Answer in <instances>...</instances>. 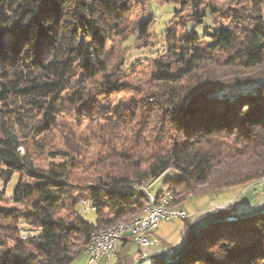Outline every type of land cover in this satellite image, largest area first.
<instances>
[{
	"label": "trees",
	"instance_id": "obj_1",
	"mask_svg": "<svg viewBox=\"0 0 264 264\" xmlns=\"http://www.w3.org/2000/svg\"><path fill=\"white\" fill-rule=\"evenodd\" d=\"M144 1L0 0V181L17 177L8 200L0 189V264H72L95 235L140 217V187L161 178L154 193L171 191L177 209V197L264 180V0H227L228 11L162 0L187 20L165 30V54L131 86L108 44L130 39L128 20ZM151 21L137 24L138 39ZM126 93L137 98L100 107ZM70 116L76 128L96 122L90 141L72 133ZM251 199L201 216L171 264H264V202ZM132 246L122 240L116 264H134Z\"/></svg>",
	"mask_w": 264,
	"mask_h": 264
},
{
	"label": "rangeland",
	"instance_id": "obj_2",
	"mask_svg": "<svg viewBox=\"0 0 264 264\" xmlns=\"http://www.w3.org/2000/svg\"><path fill=\"white\" fill-rule=\"evenodd\" d=\"M209 4L213 7L220 9L222 11L230 10L231 6L227 0H210ZM179 10V14H174L175 11ZM151 17V26L148 31V38L146 41L138 39L137 37V24L140 21L145 20L146 18ZM188 17V10H181L174 3H163L162 0H146L142 5L134 8L132 12V17L128 20L129 30L133 32V35L127 42H119L118 39H115L114 42L108 44V49L112 50L113 57L116 58V62L122 61L124 63L121 66V72L127 78L128 84L131 86L144 85V78L147 79L148 73L151 71V65L153 61L159 59L162 55L165 54V43H164V33L167 28L176 29L182 22L186 21ZM217 21V17L215 18ZM221 20L218 21V24H221ZM191 25V24H188ZM196 33H201V27H197ZM264 81V79H263ZM130 99H136L137 97L130 94H119L111 96L110 101L103 98L99 101L100 107L108 109L109 105L113 108L115 105H119L129 101ZM133 97V98H132ZM73 117H66L65 122L71 126V131L73 134L78 133L82 135L83 139L90 141V137L94 132V125L85 122L83 125L76 128L78 122L73 121ZM120 132V131H118ZM122 132V131H121ZM120 132V133H121ZM123 137L128 141V144H132L134 139L133 135L128 132H123ZM172 173H167L163 176L171 175ZM162 179V178H161ZM161 179L157 182H154L151 185V190L156 192L161 185ZM17 182V177L14 176L10 183L6 186H3L2 181H0V189L5 190V198L8 200L13 188ZM249 198L257 199V203L264 202V180L259 181L253 185H249L244 189H239L237 191H229L220 193V195L213 197L209 196H197L192 198H186L185 201H181L179 197L177 199L180 202L179 209L187 215V219H174L167 222H164L159 227V236L157 237L160 240V244L157 246L156 250L160 253H166L169 250H176L175 248L179 247L182 243L184 236L187 231L194 226L201 218V216L206 215L207 213H213L216 210H219L225 207L228 203H235V206L239 207L241 203L247 202V205L252 201ZM248 200V201H247ZM244 205V204H243ZM9 208V204L6 206ZM89 208V207H88ZM87 222L94 223L95 216L93 211H87L83 217ZM187 225V227H186ZM17 230L20 233V236L25 234L27 236L29 233L25 230V226L19 224ZM27 233V234H26ZM22 237V236H21ZM173 248V249H172ZM153 250H144L143 254L147 257V253L153 252ZM138 249L134 246L130 248L129 256H131V261L133 263L138 262L135 255H137ZM84 254V251H83ZM119 257H123L122 252L119 254ZM72 264H87L83 261L82 258H77ZM112 264H116L113 262ZM141 264H154L152 261H146Z\"/></svg>",
	"mask_w": 264,
	"mask_h": 264
},
{
	"label": "built area",
	"instance_id": "obj_3",
	"mask_svg": "<svg viewBox=\"0 0 264 264\" xmlns=\"http://www.w3.org/2000/svg\"><path fill=\"white\" fill-rule=\"evenodd\" d=\"M140 190L150 198V206L144 207L146 208V216L141 219L132 232H125V234L112 236L108 240L98 241L95 249L87 251V264H98L101 261L104 264H112L113 246H117L118 242L124 238H131L132 235H137V230H144V237H139V243H134V246L140 253L138 259L146 258L147 256L143 254V251L151 246H158L160 244V241L155 238V233L161 223L174 219H187V215L183 211L171 206L173 201L171 191H167L159 197L151 191L150 186H145ZM83 206L82 213L85 214L88 211V206L85 203ZM171 252L169 250L166 254Z\"/></svg>",
	"mask_w": 264,
	"mask_h": 264
},
{
	"label": "bare ground",
	"instance_id": "obj_4",
	"mask_svg": "<svg viewBox=\"0 0 264 264\" xmlns=\"http://www.w3.org/2000/svg\"><path fill=\"white\" fill-rule=\"evenodd\" d=\"M262 25L264 27V14L262 17ZM145 186H147V185L141 186L140 189L144 188ZM146 197H147L146 206H150V198L148 195H146ZM172 198H174L173 193H172ZM83 205H84V203H83ZM144 216H146V208L143 209L142 215H140V217H136L128 223L120 224L118 226L112 227L111 229H108L106 231L98 233L97 235H95L92 238L91 242L84 249V254L87 255V251H92L93 249H95L98 241L108 240L112 236L125 234V232H132V230H135V227H137V225L140 223L141 219ZM21 236L23 238V236H25V234L22 233ZM131 237H132L134 243H139V237H144V230H137V235H132ZM121 242H122V240H120V242H118L117 246H113V262L116 261L117 248ZM159 261L161 262V260H159Z\"/></svg>",
	"mask_w": 264,
	"mask_h": 264
},
{
	"label": "water",
	"instance_id": "obj_5",
	"mask_svg": "<svg viewBox=\"0 0 264 264\" xmlns=\"http://www.w3.org/2000/svg\"><path fill=\"white\" fill-rule=\"evenodd\" d=\"M262 211H259V212H256V213H252V214H248V215H245L243 216L242 218H247V217H251L253 215H256V214H260ZM234 219L231 218V217H227V218H220V219H217V220H214V221H211L210 223H207L197 229H195L191 235V242H193L195 236L198 234V232L200 230H202L203 228L207 227L208 225L210 224H215V223H223V222H229V221H233ZM186 237H187V233L186 235L184 236L183 240H182V244L181 246L176 249V250H171L172 252L171 253H164L163 255H160V256H157V257H146V258H143V259H140L138 262L134 263V264H141L143 262H146V261H155V264L156 262H158V260H161V263L163 262L164 264H171V263H176L179 259V255H180V252H181V248L186 240Z\"/></svg>",
	"mask_w": 264,
	"mask_h": 264
},
{
	"label": "crops",
	"instance_id": "obj_6",
	"mask_svg": "<svg viewBox=\"0 0 264 264\" xmlns=\"http://www.w3.org/2000/svg\"><path fill=\"white\" fill-rule=\"evenodd\" d=\"M177 210H179V209H177ZM161 224H163V223H161ZM160 224V225H161ZM160 225H159V227H160ZM159 227H158V229H157V231H156V233H155V238H157L158 236H159ZM158 239V238H157ZM159 240V239H158ZM160 241V240H159ZM121 244V243H120ZM119 244V245H120ZM182 244V243H181ZM181 244H180V246H181ZM179 246V247H180ZM119 247V246H118ZM179 247H177V248H175V249H178ZM156 248H157V246H151L150 248H148V250H153L154 249V251L153 252H151V253H147V255H148V257H157V256H160V255H163L164 253H160V252H158L157 250H156ZM118 249V248H117ZM173 249V248H172ZM78 258H82L83 259V261L85 260V262H86V255L85 254H82V255H80ZM137 260H139V259H137ZM152 263H154L155 264V261H152ZM98 264H104V262H99Z\"/></svg>",
	"mask_w": 264,
	"mask_h": 264
}]
</instances>
